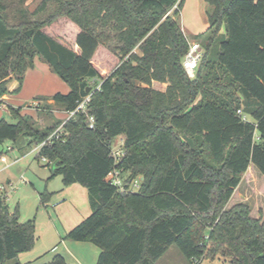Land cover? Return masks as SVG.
I'll return each instance as SVG.
<instances>
[{"label": "trees", "instance_id": "1", "mask_svg": "<svg viewBox=\"0 0 264 264\" xmlns=\"http://www.w3.org/2000/svg\"><path fill=\"white\" fill-rule=\"evenodd\" d=\"M183 1L40 0L29 10L24 0H0V99L20 90L35 56L69 88L38 99L45 107L66 114L90 94L93 127L83 111L38 127L6 103L15 122L0 119V143L26 140L29 148L63 123L38 155L55 161L52 175L64 185L86 187L91 212L65 238L95 244L96 264H154L172 244L191 264L217 253L228 264H264L261 211L226 207L251 165L264 179V0H207L208 26L193 37L203 48L193 77L182 65ZM60 16L78 26L79 52L43 31ZM101 43L119 58L105 76L92 63ZM11 79L17 85L9 90ZM117 136L125 155L115 164ZM115 167L139 176V188L121 191L107 179ZM5 200L0 193V264H69L59 253L19 262L35 225L9 213Z\"/></svg>", "mask_w": 264, "mask_h": 264}, {"label": "rangeland", "instance_id": "2", "mask_svg": "<svg viewBox=\"0 0 264 264\" xmlns=\"http://www.w3.org/2000/svg\"><path fill=\"white\" fill-rule=\"evenodd\" d=\"M39 1L24 0L22 6L25 5L29 10H32ZM210 11L211 7L207 0L183 1L180 22L188 41L194 40L195 34H199L206 29L208 26V13ZM43 30L52 35L58 42L79 51L75 43L78 26L68 17L60 16L50 24L44 26ZM92 63L105 76L119 63V58L111 49V44L108 47L101 43L97 46L92 56ZM46 65H48L46 62L45 65L42 63L40 65L35 64V60H33V64L29 68L34 67V70L30 72L26 80H23L20 90L12 92V95L20 92L15 97L17 98V104L10 103L15 107L21 106V111L27 109V112L25 111L24 113L31 115L34 119V124L38 127L51 124L57 118L56 113L59 112L56 106L45 107V103L47 104V102L38 99L48 97L55 92L64 93L69 89L66 82L56 73L45 68L47 67ZM15 83V79H11L8 82V86L13 87ZM153 86L163 89L165 85L154 82ZM32 94H35L34 97L29 99V96ZM33 99L34 101H32ZM48 103H52V100H48ZM4 107L0 105V119L4 118L8 122H15V118ZM31 107L34 109L33 114L28 111V108ZM245 117L251 119L249 114H246ZM122 141V136H117L112 140L111 146L123 147ZM32 147L21 149L19 143H15L10 139L3 140L0 143V156L4 155L6 158L11 159L13 163L2 171L0 176H8L10 182L13 184L11 190H8L5 195L8 212H17L18 219L21 222L30 219L34 221L36 240L32 248L24 252H40L37 254L41 256L35 261L43 263L49 261L53 254L59 252L61 247L58 234L51 237L52 231H54L51 221L54 220L56 226H59L57 218L63 217L66 219L68 215L76 214L75 206L78 209L81 208L82 196L74 192V190L70 194H66L63 190L66 185L63 184L62 177L60 175H52L56 167L55 161L42 160L41 155L37 157V153L31 151ZM120 176L122 181H127L130 178V172L123 171ZM132 178L139 180V176ZM238 202L247 204L251 208L253 215H258V211H261L264 216V179L258 169L252 165L242 174L234 196L226 207ZM65 234L63 233L61 236L65 238ZM54 244L55 246L53 247ZM54 249H56L55 253L53 252ZM229 258L228 255L220 253H217L213 257L207 255L201 264H228ZM154 264L191 263L182 255L179 248L175 244H172Z\"/></svg>", "mask_w": 264, "mask_h": 264}, {"label": "crops", "instance_id": "3", "mask_svg": "<svg viewBox=\"0 0 264 264\" xmlns=\"http://www.w3.org/2000/svg\"><path fill=\"white\" fill-rule=\"evenodd\" d=\"M44 32L47 35L53 37L52 35H50L46 31H44ZM78 32H79V28L76 31V35ZM75 40H76V37H75ZM75 43H76V41H75ZM77 48H78V46H77ZM73 50L76 51L75 49H73ZM76 52H79V51H76ZM34 60H35V64L37 63L40 65L42 63L45 65V62L43 60H41L38 56H35ZM46 66L47 67H45V68L50 70L49 66L48 65H46ZM33 68H27V70L25 72L24 80H26V77L30 74V72H32V70H34ZM15 81H16V79H15ZM16 85H17V81L14 84V86L16 87ZM14 86L13 87L8 86L9 90H12L13 88H15ZM18 94L12 95V93H9V94L2 96L1 100L3 101V103H1L0 105L5 106L6 103L17 104V98H15V97L18 96ZM34 95L35 94L30 95L29 99H32L34 97ZM12 99H14V101H12ZM32 101H34V99ZM4 109L6 110V106L4 107ZM25 111L22 110L21 113H24ZM28 111L33 114L34 109L31 107V108H28ZM58 111L59 112L56 113L57 118H64L65 112L60 111V110H58ZM25 143H26V140L22 141L19 144L21 146V149H23L25 147ZM12 163H13V161L9 158H6L5 161H2L0 159V174L2 173V171H4ZM0 181H2V182L10 181V178L8 176H3V177L0 176ZM63 190L66 194H70L72 190H74V192L80 194L82 196V198H81L82 199V202H81L82 205L80 206L81 208L79 207L80 209H78V207L75 206V212L77 211L78 213L76 212V214L68 215L66 219L63 217H62L63 219L57 218L59 226H56V222L54 220L51 221V223L54 227V231H52L51 237H54L55 235L58 234V236L60 237V242H61L60 250L57 253L63 255L69 264H95L97 257H98V254H99V248L95 244L88 242V241L71 240V239L63 238L61 236L63 233H67V231L69 229H71L74 225H76L78 222H80L83 218H85L91 212V208H90L89 201H88L87 189L83 185H81L77 182H74V183L66 185ZM54 246H55V244L53 245V247ZM33 252L34 253L20 252L17 256V260L21 263H25V262L34 261L38 257L41 256V255L39 256L37 254L40 252H38V251H33ZM53 252L55 253L56 249H54ZM57 253H55V254H57ZM53 255H52V257H53Z\"/></svg>", "mask_w": 264, "mask_h": 264}, {"label": "built area", "instance_id": "4", "mask_svg": "<svg viewBox=\"0 0 264 264\" xmlns=\"http://www.w3.org/2000/svg\"><path fill=\"white\" fill-rule=\"evenodd\" d=\"M203 55V48L200 44V42L192 40L189 41L188 43V50L187 52L184 54L183 59H182V65L186 71V73L188 74L189 77H193L195 75L196 72V68L198 66L199 61L201 60ZM99 85L96 86V88ZM90 99V94H87L83 100L81 102H79V104L77 105V107L74 110L68 111L65 114V119L69 118L71 115H73L75 112L78 111H83L86 113V103L89 101ZM1 101V99H0ZM3 103V102H2ZM1 104V102H0ZM238 113H240V109L237 110ZM87 115V120H88V124L90 127L94 126V118L92 115ZM243 118H246L245 115L243 116ZM62 124L61 123L53 132H51L43 141L36 143L35 145H33V147L31 148V151H35L38 155L39 151L41 149V147L44 145V143L46 141H49L51 138L53 137H59V135L62 132ZM122 145H123V141H122ZM125 155V151L123 149L122 146L120 147H112L111 146V156L113 157L114 163H118L122 160V158ZM0 159L2 161H5L6 157L4 155L0 156ZM41 159L42 160H48L45 156L41 155ZM123 172V170L115 167L113 170L109 171V173L107 174V179H109L113 184L117 185L118 188L121 191L124 190H136L139 188V180L137 179H128L127 181H122L121 179V173ZM13 187V184L10 181H5L2 182L0 181V193L6 195V193L8 192V190H11V188Z\"/></svg>", "mask_w": 264, "mask_h": 264}, {"label": "water", "instance_id": "5", "mask_svg": "<svg viewBox=\"0 0 264 264\" xmlns=\"http://www.w3.org/2000/svg\"><path fill=\"white\" fill-rule=\"evenodd\" d=\"M90 89H91V87H88V88L86 89V92L88 93V92L90 91ZM141 179H142V177H141Z\"/></svg>", "mask_w": 264, "mask_h": 264}]
</instances>
